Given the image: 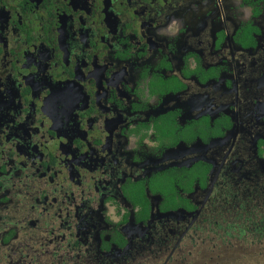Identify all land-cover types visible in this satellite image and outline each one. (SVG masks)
<instances>
[{"label":"flooded vegetation","instance_id":"af4514ba","mask_svg":"<svg viewBox=\"0 0 264 264\" xmlns=\"http://www.w3.org/2000/svg\"><path fill=\"white\" fill-rule=\"evenodd\" d=\"M263 162L264 0H0V264H133L164 183L248 219Z\"/></svg>","mask_w":264,"mask_h":264},{"label":"rangeland","instance_id":"374dc122","mask_svg":"<svg viewBox=\"0 0 264 264\" xmlns=\"http://www.w3.org/2000/svg\"><path fill=\"white\" fill-rule=\"evenodd\" d=\"M185 150L168 152L169 156L164 155V161L170 166L188 159L183 163L189 165L195 158L185 156ZM242 175L240 179L247 180L248 175ZM238 184L239 191L249 192L246 194L248 207L246 201L242 200L243 195L238 196V204L242 207L244 203L249 220L242 216L243 211L238 208L233 211L220 209L209 222L199 224V227L197 224L187 225L189 220H185V215L178 212L164 215V224L167 225L166 237L172 243L180 241L173 250L172 243L163 245L158 237L154 236L152 254L137 259L133 264H264V225L253 228L255 225L252 224V221L257 222L264 215V195H261L260 186L251 188L248 185V190H243V183ZM209 216L211 217L210 213ZM168 228L174 230L172 238L167 235ZM25 259V264H29V260L34 258L30 256ZM34 261L35 259L30 264H37ZM41 264H52L49 256L43 257Z\"/></svg>","mask_w":264,"mask_h":264},{"label":"trees","instance_id":"16d2710c","mask_svg":"<svg viewBox=\"0 0 264 264\" xmlns=\"http://www.w3.org/2000/svg\"><path fill=\"white\" fill-rule=\"evenodd\" d=\"M195 167V166H194ZM196 169V170H195ZM210 166L203 163L201 166H197V168H193L190 173L192 176H187L185 180L182 181L180 187L184 191L193 190L194 184L196 183V179L200 178L201 182L199 185H204V179L206 174L208 173ZM168 184V183H166ZM164 183V215H173L175 213H180L183 215L189 216L193 212L196 211V207L189 201V199L183 197L181 193H176L173 190V187L169 184L166 185ZM199 188H202L199 186ZM254 222V221H252Z\"/></svg>","mask_w":264,"mask_h":264}]
</instances>
